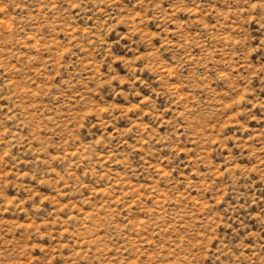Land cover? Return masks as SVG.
I'll list each match as a JSON object with an SVG mask.
<instances>
[{
	"label": "rangeland",
	"instance_id": "obj_1",
	"mask_svg": "<svg viewBox=\"0 0 264 264\" xmlns=\"http://www.w3.org/2000/svg\"><path fill=\"white\" fill-rule=\"evenodd\" d=\"M0 264H264V0H0Z\"/></svg>",
	"mask_w": 264,
	"mask_h": 264
}]
</instances>
